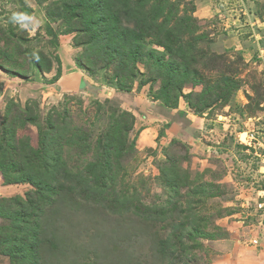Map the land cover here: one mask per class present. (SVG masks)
Here are the masks:
<instances>
[{
  "label": "rangeland",
  "instance_id": "obj_1",
  "mask_svg": "<svg viewBox=\"0 0 264 264\" xmlns=\"http://www.w3.org/2000/svg\"><path fill=\"white\" fill-rule=\"evenodd\" d=\"M66 2L0 0V133L4 124L16 125L18 116H32L37 123L27 120L17 134L39 147L40 129L51 128L49 118L59 125L66 121L71 132L86 137L81 146H62L61 157L72 168L106 159L99 137L119 124L125 151L116 159L120 167H112L116 188L135 187L143 202H161L171 194L165 171L179 169L186 184L207 192L197 206L206 222L196 235L198 246L162 257L156 241L171 226L145 224L92 204L48 210L41 221L42 263L264 264V214L255 207L264 193V163L238 144L246 136L241 131L264 134V0H169V17L159 15L137 57L125 59L108 56V41L93 50L86 36L69 31L59 17L65 11L56 13ZM159 3L149 0L147 7ZM13 12L38 23L21 27L10 21ZM125 26L137 28L123 18L120 29ZM169 28L181 30L174 48L187 47L185 55L158 42ZM168 80L176 84L163 91ZM219 82L210 107L197 109L210 94L204 88L214 90ZM188 185L180 186L181 203ZM32 188L5 181L0 170V199L12 204L16 196H33ZM10 221L0 216V228ZM2 239L0 233V264H18L20 256L3 251ZM12 242L9 247L16 249L19 244Z\"/></svg>",
  "mask_w": 264,
  "mask_h": 264
},
{
  "label": "trees",
  "instance_id": "obj_2",
  "mask_svg": "<svg viewBox=\"0 0 264 264\" xmlns=\"http://www.w3.org/2000/svg\"><path fill=\"white\" fill-rule=\"evenodd\" d=\"M168 1L160 0L158 8L154 6L149 9L147 7L149 0H69V3H62L63 9L56 13L60 15V11H65L59 17L65 18L69 31L77 30L80 35L88 38L85 40L88 48L98 49L102 43L108 41L105 45L108 47L107 53L111 58L114 56L127 58V55L136 58L143 47L144 34H153V25L159 15L164 16L165 19L169 17L170 12L166 10ZM123 18L131 19L137 28L125 26L121 30L120 24ZM166 22L170 21L166 20ZM140 27L143 28L141 33L138 30ZM180 32L181 30L169 28L164 31L166 36L163 33L157 38L158 42L168 51L175 50L185 55L187 47L179 46L177 50L174 48V43H178L181 37ZM194 49L195 46L192 44L190 50ZM168 69L170 71L173 67ZM184 75L185 73L183 77ZM174 83L176 84L168 80L162 87L163 91L169 92ZM223 85L227 87L226 83ZM221 88V82L215 85L214 90H211L210 86L204 88L203 94L207 92L210 94L202 98L200 106L198 104L195 107L197 109L200 107L199 110L210 107L211 102L214 101V95L218 97ZM207 97H211L212 100H208ZM223 99H228L227 92ZM25 111L28 109L25 108ZM17 119L16 125L4 124L1 130L0 170L3 171L5 181L9 183L32 184L33 196L30 193L26 198L16 196L12 204H9L10 201L7 199H0V216L11 219L10 224L1 226L0 233L3 234L2 250L9 253L11 257L20 256L18 264H43L40 255V248L45 241L42 216L48 210L58 213L73 205L78 207L83 204H92L120 217L138 218L149 225L160 223L166 227H173L171 232L156 241L157 251L162 257H169L167 252L170 250L176 255L179 251L185 252L199 245L196 235L203 233L200 226L206 221L202 218L201 211L197 210V206L204 202L207 192L203 186L194 189L192 184L191 186L186 184V176L178 173L179 169L172 168L165 171L169 172L166 175V181L171 194L161 202L148 204L143 202L138 197L135 187L116 188L117 173L112 167H120V162L116 159L125 151L124 142L119 134L121 130L119 124L110 132L112 134L108 133L99 137L98 145L105 150L106 159L91 160L82 167L68 168L67 161L61 157L62 146L64 144L81 146L86 137L71 132L68 122L63 121L64 123L59 125L49 118L48 123L51 128L40 129V145L35 147L28 136L24 137L17 133L19 127H22L27 120L32 123L37 122L32 116L29 118L18 116ZM238 144L245 148V145ZM109 154L115 157V162ZM183 185H188L190 188L186 190V196L183 194L185 202L181 203L180 195H182ZM261 186L263 188L260 189H264V182ZM210 195H216V193L211 192ZM258 212L264 214L263 210ZM153 237L155 238V235ZM185 238L188 239L185 240ZM12 241L19 244L16 249ZM9 244L13 246L9 247Z\"/></svg>",
  "mask_w": 264,
  "mask_h": 264
},
{
  "label": "built area",
  "instance_id": "obj_3",
  "mask_svg": "<svg viewBox=\"0 0 264 264\" xmlns=\"http://www.w3.org/2000/svg\"><path fill=\"white\" fill-rule=\"evenodd\" d=\"M262 131V136H260V132ZM247 130L241 131L240 133H246L245 139H239V143L245 145V150L249 154H253L256 157H259L260 161L264 163V134L263 130ZM260 168H264V165H261ZM264 192V189L260 190ZM262 200L258 201L256 204V211L263 210L264 211V193L261 194ZM254 242H257L255 239Z\"/></svg>",
  "mask_w": 264,
  "mask_h": 264
},
{
  "label": "clouds",
  "instance_id": "obj_4",
  "mask_svg": "<svg viewBox=\"0 0 264 264\" xmlns=\"http://www.w3.org/2000/svg\"><path fill=\"white\" fill-rule=\"evenodd\" d=\"M10 21L12 23H19L21 27L27 28L29 25L35 26L38 22L34 20V17L24 12H13Z\"/></svg>",
  "mask_w": 264,
  "mask_h": 264
}]
</instances>
